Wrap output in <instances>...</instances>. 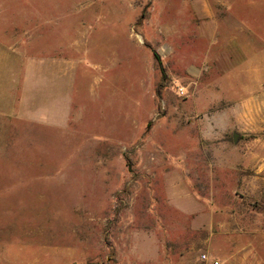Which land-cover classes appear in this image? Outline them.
<instances>
[{"label": "rangeland", "instance_id": "rangeland-1", "mask_svg": "<svg viewBox=\"0 0 264 264\" xmlns=\"http://www.w3.org/2000/svg\"><path fill=\"white\" fill-rule=\"evenodd\" d=\"M0 37L63 117H0V255L264 264V0H0Z\"/></svg>", "mask_w": 264, "mask_h": 264}, {"label": "crops", "instance_id": "crops-1", "mask_svg": "<svg viewBox=\"0 0 264 264\" xmlns=\"http://www.w3.org/2000/svg\"><path fill=\"white\" fill-rule=\"evenodd\" d=\"M56 59L30 56L21 43L14 44L0 37V117L26 124L61 127V114L55 116L52 112H46V100L38 103L35 99L38 91L57 90L61 80V65L56 63ZM50 100L54 101L52 96ZM51 105L60 104L57 100ZM10 260L25 264V261L9 256L7 252L0 255V264ZM27 264H38V261Z\"/></svg>", "mask_w": 264, "mask_h": 264}, {"label": "water", "instance_id": "water-1", "mask_svg": "<svg viewBox=\"0 0 264 264\" xmlns=\"http://www.w3.org/2000/svg\"><path fill=\"white\" fill-rule=\"evenodd\" d=\"M232 140H233V143L236 142V140H237V136H236L235 134L233 135Z\"/></svg>", "mask_w": 264, "mask_h": 264}, {"label": "built area", "instance_id": "built-area-1", "mask_svg": "<svg viewBox=\"0 0 264 264\" xmlns=\"http://www.w3.org/2000/svg\"><path fill=\"white\" fill-rule=\"evenodd\" d=\"M203 259H206L205 256H202ZM212 264H219L217 261H213Z\"/></svg>", "mask_w": 264, "mask_h": 264}, {"label": "trees", "instance_id": "trees-1", "mask_svg": "<svg viewBox=\"0 0 264 264\" xmlns=\"http://www.w3.org/2000/svg\"><path fill=\"white\" fill-rule=\"evenodd\" d=\"M155 57H156V59H158L156 54H155Z\"/></svg>", "mask_w": 264, "mask_h": 264}]
</instances>
